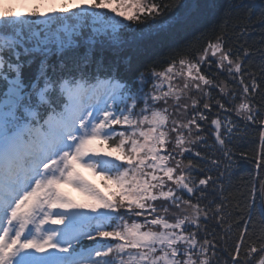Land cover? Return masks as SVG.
<instances>
[{
  "label": "snow or ice",
  "instance_id": "snow-or-ice-1",
  "mask_svg": "<svg viewBox=\"0 0 264 264\" xmlns=\"http://www.w3.org/2000/svg\"><path fill=\"white\" fill-rule=\"evenodd\" d=\"M216 7L0 3V264H264V32L255 47L246 25L226 31L248 6L230 4L214 41L195 56L173 49L163 69L120 55L177 38ZM236 141L254 145L240 153L255 169L243 203Z\"/></svg>",
  "mask_w": 264,
  "mask_h": 264
},
{
  "label": "trees",
  "instance_id": "trees-1",
  "mask_svg": "<svg viewBox=\"0 0 264 264\" xmlns=\"http://www.w3.org/2000/svg\"><path fill=\"white\" fill-rule=\"evenodd\" d=\"M200 2L207 3L209 0H200ZM211 2L217 5L215 14L203 22L195 24L187 31L182 32L177 38L164 39L161 42L155 43L147 53L137 55L136 53L128 51L121 53L120 55L132 56L134 66L139 71L144 72H147L150 66H155L158 70L166 67V61L172 58L173 49H182L176 53L177 56H195L196 53L203 50L207 42L214 41V37L218 32L213 29H218L219 22L224 18L225 9H227L230 4L241 2L248 7L231 13V19L227 20L228 27L226 28V31L229 35H233V28L238 25H246L249 32V35L247 36L249 45L255 47L260 46V33L264 32V25L260 24V13L262 9H264V0H211ZM249 13H251L252 16L251 23L244 19ZM189 43H191L190 48L186 47ZM229 43L232 44L234 42L229 40ZM108 55L111 58H115L111 53H108ZM261 87L264 89V84H262ZM235 143L237 145L234 147L237 166L234 169L233 187L239 190L236 193V198L243 203L242 193L247 191L245 185L254 174L255 169L253 163H251L247 157H241L240 153H250L254 145L250 142L246 143L241 141H236ZM261 205L262 202L259 194H257L253 216L254 222L257 223V229H259V209ZM84 243L90 244L91 242L85 241Z\"/></svg>",
  "mask_w": 264,
  "mask_h": 264
},
{
  "label": "rangeland",
  "instance_id": "rangeland-1",
  "mask_svg": "<svg viewBox=\"0 0 264 264\" xmlns=\"http://www.w3.org/2000/svg\"><path fill=\"white\" fill-rule=\"evenodd\" d=\"M37 0H29V3L26 6H21L19 3H17V0H0V3H2L4 6H11V7H15L18 11H28L30 10L32 7L35 6ZM63 0H57V6H59L60 3H62ZM46 7H48V5H46L45 7H43L41 10H46ZM83 174L92 182H94L95 184L99 185L101 187V189H103L104 191H107L106 188H104V182L102 181L101 177L92 173L91 171L87 170V169H82ZM65 190L77 201L79 202H83L85 200L84 195L77 191L74 187H67L65 188Z\"/></svg>",
  "mask_w": 264,
  "mask_h": 264
}]
</instances>
